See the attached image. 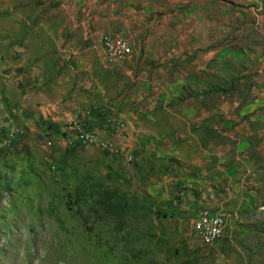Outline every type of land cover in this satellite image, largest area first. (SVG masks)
Instances as JSON below:
<instances>
[{"label": "rangeland", "instance_id": "rangeland-1", "mask_svg": "<svg viewBox=\"0 0 264 264\" xmlns=\"http://www.w3.org/2000/svg\"><path fill=\"white\" fill-rule=\"evenodd\" d=\"M197 29L206 52L221 54L228 91L245 68L233 54L264 51V0H0V115L10 114L9 84L35 65H44L40 85H54L44 57L58 53L59 39L66 54L96 51L112 68L126 59L108 56L110 37L128 55L160 60L168 38ZM77 142L75 133L64 145L39 140L19 157L0 155V264H264L230 254L223 236L206 247L194 214L164 191L140 195Z\"/></svg>", "mask_w": 264, "mask_h": 264}, {"label": "crops", "instance_id": "crops-1", "mask_svg": "<svg viewBox=\"0 0 264 264\" xmlns=\"http://www.w3.org/2000/svg\"><path fill=\"white\" fill-rule=\"evenodd\" d=\"M197 30L168 38L164 59L134 53L112 68L96 51L66 54L59 39L58 53L44 57L52 65V87L40 85L43 64L9 84L0 155L19 157L39 140L45 148V140L64 145L85 125L96 140L77 146L106 163L107 172L117 170L140 195L158 198L164 191L194 221L203 212L223 215L220 242L230 254L262 263L264 51L231 55L245 68L230 77L226 91L221 54L207 53L204 31L200 37ZM255 61L260 64L251 69ZM7 133L14 136L8 145ZM211 219L204 218L203 228ZM194 229L205 242L201 224Z\"/></svg>", "mask_w": 264, "mask_h": 264}, {"label": "built area", "instance_id": "built-area-1", "mask_svg": "<svg viewBox=\"0 0 264 264\" xmlns=\"http://www.w3.org/2000/svg\"><path fill=\"white\" fill-rule=\"evenodd\" d=\"M110 47H111V55H108L109 57H118L119 59H127L128 54H125L121 45L119 44V38L117 37H110L108 38ZM84 128H87L84 125ZM2 133V132H0ZM76 135L81 136V143L82 144H93L96 140L95 136H86L83 135V130L76 131ZM14 138V136H8L7 133V145L10 143V141ZM44 142H48V140H45ZM204 218H212V228L211 229H204L203 228V220ZM195 224H201V229L206 231V239H205V246H213L216 244V232L220 228V221H219V214L218 215H211V214H205L203 212L201 221H193Z\"/></svg>", "mask_w": 264, "mask_h": 264}, {"label": "bare ground", "instance_id": "bare-ground-1", "mask_svg": "<svg viewBox=\"0 0 264 264\" xmlns=\"http://www.w3.org/2000/svg\"><path fill=\"white\" fill-rule=\"evenodd\" d=\"M118 38V37H117ZM119 44L121 45L122 47V44L120 43V38H119ZM123 51L125 54H127L124 50V48L122 47ZM83 135H86V136H94L92 132H89V131H86L84 130L83 131ZM88 145H91V144H88ZM218 215V214H217ZM219 221H220V228L217 230L216 232V244H217V240H219L222 236H223V233H224V229H225V226H226V223H225V220H224V217L219 214ZM194 223V222H193ZM212 228V219H211V222H210V226H209V229ZM205 229V228H204Z\"/></svg>", "mask_w": 264, "mask_h": 264}]
</instances>
